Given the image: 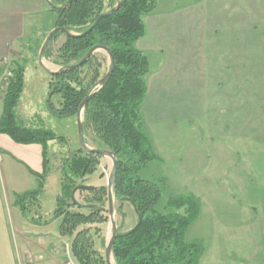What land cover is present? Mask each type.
Masks as SVG:
<instances>
[{
    "label": "rangeland",
    "instance_id": "374dc122",
    "mask_svg": "<svg viewBox=\"0 0 264 264\" xmlns=\"http://www.w3.org/2000/svg\"><path fill=\"white\" fill-rule=\"evenodd\" d=\"M157 9L163 25L155 32L153 13L144 17L147 37L135 44L150 63L141 115L158 157L139 176L161 188L156 207L160 214L169 213L168 202L176 197L194 196L201 201L200 214L186 234L187 242L198 241L205 247L200 264H264V0H157ZM53 28L54 23L35 39L29 36L25 39L29 44L8 56L14 68L16 64L25 68L24 92L16 109L21 125L64 138L48 144L51 172L44 194L38 201L29 199L25 213L15 201L12 204L17 208H12L14 214L21 211L29 224L39 227L27 235L23 234L27 227L24 231L15 226L16 234L33 241L26 249H17L21 264H62L68 254L80 264L73 254L74 237L60 233L63 217L55 216L65 183L62 167L69 155L82 148L77 118L59 119L47 108L51 77L41 67L39 55ZM149 33L159 39H148ZM64 42L61 36L52 43L53 49ZM95 55L102 78L110 58L103 51ZM43 62L51 71L60 69L50 60ZM90 76L85 68L82 77ZM6 90L0 86V95ZM52 102L59 107L61 99L54 96ZM85 140L97 149L92 135L87 133ZM37 147L43 157L42 147ZM99 163L92 175L77 179L76 185L104 187L108 200L112 160L101 157ZM5 164L0 152V176L7 183ZM95 196L78 191L75 200L85 204ZM69 210L89 214L77 207ZM114 219L120 233L138 222L132 205L115 197ZM78 231L87 232L86 239L105 258L112 232L108 201L101 215Z\"/></svg>",
    "mask_w": 264,
    "mask_h": 264
},
{
    "label": "trees",
    "instance_id": "16d2710c",
    "mask_svg": "<svg viewBox=\"0 0 264 264\" xmlns=\"http://www.w3.org/2000/svg\"><path fill=\"white\" fill-rule=\"evenodd\" d=\"M68 1L51 0L57 6ZM116 5L117 0H79L63 10L50 9L55 15L53 30L65 28L72 34L83 35L95 25L100 15ZM156 9L157 0H121L119 8L103 18L87 36H65V42L54 50L52 43L64 36L61 33L56 35L45 52V59L52 64L60 68L70 67L79 63L94 47L104 46L114 54L116 66L103 87L98 86L104 76L101 78V64L96 61V55L80 69L51 77L47 108L52 116L59 119L76 117L80 106L91 95L83 111L84 136L87 133L92 135L97 149L116 155L115 200L129 202L138 217L132 230L126 233L118 231L112 251L114 264H200L205 247L198 241L187 242L186 234L200 214L201 201L194 196L176 197L168 202L169 213L160 214L156 207L161 198V188L157 182L139 176L158 157L143 130L141 115L148 90L145 79L150 73V63L135 44L145 36L144 17ZM85 68L90 69L89 79L82 77ZM24 78V66L16 64L3 96L0 135L8 136L17 144L42 147V173L30 170L37 179V188L15 194L14 205L25 213L26 202L29 199L38 201L44 194L45 180L51 172L48 144L64 141V138L44 128L21 125L16 109L24 92ZM54 96L61 99L59 107L52 102ZM100 158L80 149L69 155L62 167L65 183L62 196L57 198L55 216L63 217L60 233L74 237L73 254L80 264H107L106 256L104 258L95 251L93 244L86 239L87 232H77L79 226L101 215L108 201L107 189L88 190L96 196L85 204L78 205L71 197L79 186L76 185L77 179L92 175L100 165ZM72 207L89 214L70 211ZM183 209L184 213H179Z\"/></svg>",
    "mask_w": 264,
    "mask_h": 264
},
{
    "label": "crops",
    "instance_id": "0c3cea01",
    "mask_svg": "<svg viewBox=\"0 0 264 264\" xmlns=\"http://www.w3.org/2000/svg\"><path fill=\"white\" fill-rule=\"evenodd\" d=\"M50 9L45 0H0V61L2 58L18 54L21 45L29 44L28 41L26 42V38L31 36L32 39L33 37L35 39L53 25L55 15ZM158 12L155 11L153 17L150 18L154 24L155 32H158V28L163 25L158 19ZM145 36L147 37V35ZM149 38L159 39L154 33H149ZM28 50L32 53L34 48ZM0 102L3 104V95H0ZM1 116L2 113H0V119ZM37 146L39 145L17 144L8 136L0 135V152L3 153V158L6 161L8 177V182L4 183L0 176V264H21L17 249L21 247L26 249L30 244H33L32 239L28 238L27 240L20 233L16 234L15 226L23 228V230L27 227V230L23 232L27 235L31 234V230L39 228L29 224L21 211L16 214L12 211V208L17 209L12 206L15 201L13 195L31 191L33 178L34 185H36L33 190L37 188V179L30 172V170L36 173L43 171V157L42 154L41 156L38 154L40 149ZM16 173H19V176L16 177ZM117 228L120 232L118 225ZM55 251L57 250L51 252L55 253Z\"/></svg>",
    "mask_w": 264,
    "mask_h": 264
},
{
    "label": "water",
    "instance_id": "95a60500",
    "mask_svg": "<svg viewBox=\"0 0 264 264\" xmlns=\"http://www.w3.org/2000/svg\"><path fill=\"white\" fill-rule=\"evenodd\" d=\"M47 5L51 8V9H55V10H63L67 7H69L71 4H73L74 2H77L79 0H69L68 2H66L65 4H63L62 6H57L55 4H53L51 2V0H45ZM121 0H117V5L115 8H113L111 11L104 13L102 15L99 16V18L97 19L95 25L93 27H91L86 33H84L83 35H76V34H72L71 32H69L68 29L62 28V29H54L51 31V33L48 35V37L46 38L41 51H40V55H39V62L41 67L50 75V77L56 76L58 74H61L65 71H72V70H77L80 69L81 67H83L84 65L87 64V62L98 52V51H103L105 52L109 58H110V66H109V70L108 72L105 74V76L103 77V79H101L98 83L99 87H103L106 85V83L109 81V79L111 78L114 70H115V66H116V61H115V56L114 54L111 52V50L107 47L104 46H96L93 49H91L89 51V53L77 64L72 65L70 67H66V68H60L58 71H51L43 62V60L45 59V52L46 50L49 48L52 40L54 39V37L58 34H63L64 36L68 37V38H79V37H83V36H87L88 34H90L99 24V22L103 19L106 18L110 15H112L120 6ZM91 95L89 97H87V99L83 102V104L80 106L79 111L77 113V123H78V132H79V140L81 143V148L82 150H84L86 153L89 154H94V155H98L100 157H109L112 160V171L110 173L109 179H108V205H109V214L111 217V224H112V234L110 237V240L108 242L107 248H106V262L107 264H114L113 263V246L115 244L116 238H117V234H118V228H117V224L115 222L114 219V187H115V180H116V175H117V159H116V155L113 152L104 150V149H93L90 148L85 140V136H84V128H83V111L84 108L86 106V104L88 103L89 99H90ZM93 189V187H86V186H80L78 188H76L73 192H72V199L73 201L79 205V203H77V201L75 200V194L78 191H88ZM81 206V205H80Z\"/></svg>",
    "mask_w": 264,
    "mask_h": 264
},
{
    "label": "built area",
    "instance_id": "2783aa9c",
    "mask_svg": "<svg viewBox=\"0 0 264 264\" xmlns=\"http://www.w3.org/2000/svg\"><path fill=\"white\" fill-rule=\"evenodd\" d=\"M13 69H14V64L12 61L9 60L8 57H5L1 60L0 62V86L6 87V88L8 87L10 80L13 77ZM62 264H75V263L72 261L70 254H68V260Z\"/></svg>",
    "mask_w": 264,
    "mask_h": 264
}]
</instances>
